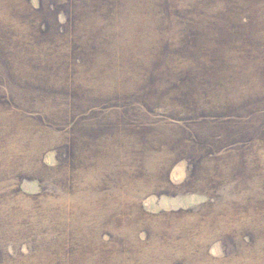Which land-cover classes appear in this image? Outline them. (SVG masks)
I'll return each mask as SVG.
<instances>
[{
    "label": "rangeland",
    "instance_id": "rangeland-1",
    "mask_svg": "<svg viewBox=\"0 0 264 264\" xmlns=\"http://www.w3.org/2000/svg\"><path fill=\"white\" fill-rule=\"evenodd\" d=\"M0 264H264V0H0Z\"/></svg>",
    "mask_w": 264,
    "mask_h": 264
}]
</instances>
